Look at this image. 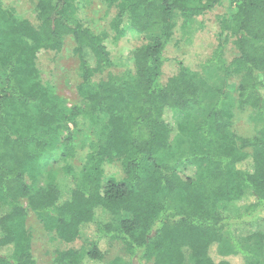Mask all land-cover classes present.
<instances>
[{
	"label": "trees",
	"instance_id": "obj_1",
	"mask_svg": "<svg viewBox=\"0 0 264 264\" xmlns=\"http://www.w3.org/2000/svg\"><path fill=\"white\" fill-rule=\"evenodd\" d=\"M75 1L35 0L31 21L0 0V264H36L23 226L29 213L68 246L57 250L55 264H120L107 260L119 248L152 264H185L186 249L193 264H233L219 252L226 239L236 247L232 255L247 258L239 242L264 240V137L229 132L227 88L239 77L238 105L264 115V0H234L235 12L221 22L239 57L223 61L220 42L223 83L213 103L207 84L183 63L163 77L176 15L189 20L223 0H103L116 11L115 40L130 29L147 39L133 53L134 75L120 78L111 72L109 33L75 19ZM67 38L79 60L84 107H68L39 69L40 53H60ZM178 113L204 114L201 123L180 125L189 151L171 145ZM84 115L105 119L106 136L75 173L74 134L59 138ZM56 154L62 174L50 171L38 185V165ZM114 163L122 177L106 180L104 167ZM87 229L95 236L90 248L76 249Z\"/></svg>",
	"mask_w": 264,
	"mask_h": 264
},
{
	"label": "rangeland",
	"instance_id": "obj_2",
	"mask_svg": "<svg viewBox=\"0 0 264 264\" xmlns=\"http://www.w3.org/2000/svg\"><path fill=\"white\" fill-rule=\"evenodd\" d=\"M3 1L15 7L19 18L31 21L35 19V0ZM234 12V0H223L222 4L216 6L213 10L189 20L184 19L179 14L176 15L173 36L166 50L168 62L164 67L163 80L167 81L174 76L178 72V64L183 63L198 79L207 84L211 91L209 101L211 103L215 102L217 88L223 83L221 65H218L217 62L219 61L216 60L220 42H224L221 56L223 61L229 64L239 57V52L234 45L235 39L232 37L226 38L222 34L221 22L223 18ZM115 13L114 8L106 5L103 0H76L72 16L96 33H109L110 37L106 44L113 63L112 74L116 78L129 74L133 76L135 73L133 53L138 47L146 43L147 39L145 35L130 29L124 38L115 40V33L112 30ZM66 41L64 49L58 54L40 53L39 69L43 81L55 88L68 107L74 105L84 107L85 104L77 90L78 85L81 83L79 60L73 54L74 43L72 39L67 38ZM260 79L264 81V75H261ZM238 84L239 77H234L227 88L230 94V100L227 105L232 123L229 132L240 138H262L264 137V115L257 109L238 105V93L236 91ZM203 117V113H178L172 117L171 145L175 152H181V150L189 151V144L181 136L180 125L185 122L201 123ZM105 124V119L94 121L84 115V117L80 118L77 129L70 125L69 129L63 131L59 142L63 141L70 132L75 137L73 142L75 159L72 161L75 173L81 170L85 155L94 149L93 147L97 144H103L106 136ZM53 156L48 159L43 158L38 165L36 170L38 185L44 184L45 178L50 171L58 173L57 175L62 174L61 169L64 163L61 162V158L57 154ZM189 168L196 169V166L189 165ZM122 173V169L116 163L108 164L104 167V178L106 180L115 176L121 178ZM28 182H31L29 178ZM167 195L164 194L162 199H167ZM168 196L170 197L169 200L173 202L174 197ZM23 226L32 236V251L36 264H55L57 250L68 246H63L53 234L44 231L38 218L32 213L28 214ZM258 228L264 236V220ZM94 237V231L87 229L86 238L77 241L73 246L76 249H89L91 239ZM239 244L249 254L247 258L241 255H232L236 247L228 239L220 246L219 252L228 256L227 259L233 264H264V240L261 242L257 240L248 242L242 240ZM103 249L107 251V247L105 248L104 246ZM184 254L185 264H193L189 250L186 249ZM115 258L120 259V264H152V262L138 257L131 258L120 248L112 251L107 256L108 261Z\"/></svg>",
	"mask_w": 264,
	"mask_h": 264
}]
</instances>
